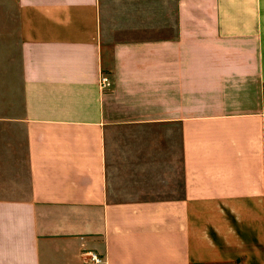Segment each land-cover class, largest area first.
<instances>
[{"label":"crops","instance_id":"0c3cea01","mask_svg":"<svg viewBox=\"0 0 264 264\" xmlns=\"http://www.w3.org/2000/svg\"><path fill=\"white\" fill-rule=\"evenodd\" d=\"M0 264H264V0H0Z\"/></svg>","mask_w":264,"mask_h":264},{"label":"built area","instance_id":"2783aa9c","mask_svg":"<svg viewBox=\"0 0 264 264\" xmlns=\"http://www.w3.org/2000/svg\"><path fill=\"white\" fill-rule=\"evenodd\" d=\"M111 84H112V82H111L109 76L107 74H104L102 76V79H101V87L103 89H107L108 87L111 86ZM87 254H88L90 260L95 262V263H100L104 260L101 256H99L97 253H95L93 251L87 252Z\"/></svg>","mask_w":264,"mask_h":264}]
</instances>
